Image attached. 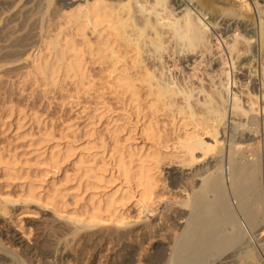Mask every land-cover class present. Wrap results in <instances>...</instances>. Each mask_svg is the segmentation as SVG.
Instances as JSON below:
<instances>
[{
  "label": "rangeland",
  "instance_id": "374dc122",
  "mask_svg": "<svg viewBox=\"0 0 264 264\" xmlns=\"http://www.w3.org/2000/svg\"><path fill=\"white\" fill-rule=\"evenodd\" d=\"M29 1L26 12L18 16V19H10L12 12L10 14L0 11V30L4 32H0V45L6 47L5 51L9 55L6 58L8 64L5 63V59H3L4 61L0 60V159L12 161L16 170L21 173L19 176H24L22 182L13 173L5 171L4 166L0 164V206L4 208V214H0L1 248L12 253L15 252L14 254H17L25 264H152L156 248L160 247L166 251L165 256L159 260L161 261L159 264H165L173 246L171 240L181 233L179 227L174 228L173 221L176 217V220H179L180 217H187L190 214L189 209L176 204V202L179 199H185L186 195L192 192H198L203 181L202 178L207 177L208 173L202 175L196 174V172L200 170V167L203 170L208 167L213 170H211L213 174L208 176L209 182L213 185V192L218 189L215 185L221 177L225 178L227 190L213 203L203 197L204 209L207 211L205 220L217 227L226 226L230 229L233 227L232 231L236 230L239 233V239H241L238 240L240 242L238 241L236 247L229 249L226 255L241 254L244 256L243 264H253V262L264 264V111H261L262 106L260 105L257 114L259 121H257V125L251 126V129L246 126L240 127V129L234 125L228 126L225 134V148H228V151L233 154L229 158L227 156V161L223 163V171L216 170V162H212L213 159L196 164L192 168L184 167L185 164H179L183 155L178 152L176 142L180 117L178 120H176L177 118L173 119L172 115L165 110L158 114L154 113V115L148 109L150 99L147 100L143 96L140 99L141 102L138 101L137 104L128 103L112 87L106 67L98 64L90 65L93 76L91 88H82L78 83L69 79H61L57 88L49 87L42 82L33 70L32 57L41 51L42 46L44 48L43 44H46L52 36L55 38V35L65 29V11L76 9L84 0H71L69 7H65V0H50L49 4H47V0ZM247 1L253 9V18L257 23H262L260 25L263 27L261 33H264V0ZM16 3L19 4L14 8L15 10L25 1L18 0ZM38 11L40 12L38 13ZM1 14L3 15L1 16ZM4 27L6 28L4 29ZM92 39L94 40V37ZM12 41H14L13 44H11ZM255 41L256 43L248 50L249 54L246 56V59H253L252 64L242 71L251 76V79L243 80L242 75L237 74L236 76H240L237 77V80L240 82L233 90V93L237 92L241 95L244 103L249 101L246 91L248 86L250 92L256 97L260 98L263 93L261 92L262 80L259 75L262 76L264 72V37H257ZM242 46L243 49H247L246 45ZM251 51L253 55L250 53ZM171 65V63L168 65L170 68L168 73L171 72V75L167 74L170 77L177 74L176 72H180ZM29 72L30 76H28ZM202 72L206 74L204 70L201 71V74H203ZM33 73L35 74L33 75ZM189 73L187 71V74L182 76L193 75V72ZM31 74L34 77H31ZM179 74L178 76H180ZM245 84H247V88H243ZM207 86L210 91V84L206 81L205 87ZM147 106L148 108H146ZM96 108L105 111L100 116H96ZM149 119H153L154 123ZM234 122L249 125L250 121L249 118L237 116L234 117ZM151 123L154 127L157 125L156 129L153 127L155 130L159 132L161 130L159 145L142 133L144 126H150ZM116 130L119 132V134L117 132L118 136L116 135L119 140L115 136ZM161 135L163 136L161 137ZM166 142H168V149L163 145ZM231 144L240 146L235 151L236 149ZM114 145L117 147L115 151L127 152L126 156L129 150L132 151V154L135 152L137 157H139L138 155L145 156L146 153L153 155L156 151L164 153V155L175 152L174 155L178 154L180 160H174L175 165H170V161L167 160L166 163L161 164L160 186L157 191L159 197L162 195L161 202L155 199V204L153 203L149 209H146L137 201V198H130L126 201L122 211L123 218L121 220L124 219L122 225L103 224L98 228L83 231L82 225L66 219V215L83 217V199L88 198L87 200H89L95 192L114 193L117 189L122 192L127 190L121 179L117 178L118 175H116L118 181L112 179L113 164L111 160L115 152L113 151ZM68 151L73 153L68 155L66 153ZM90 154H98L99 160L97 161L99 163L97 166L102 172L105 170L106 183L101 184V187L105 185L99 190L87 188L81 180L82 169L85 165L93 164V158L89 157ZM225 156L226 154H224ZM86 159H91V164H88ZM83 162L86 164L84 165ZM58 168L60 172L57 170ZM247 169L249 172L244 171ZM173 171L176 173L177 181L179 180L177 184H174L175 180L172 177L170 178V172ZM222 173L223 176H221ZM112 180L115 182H111ZM28 184L34 186L37 194L40 193V198L42 195L45 197L48 192L52 191L51 193H53V190L55 192L57 188L59 191L57 193L63 198L59 205L63 217L56 216L51 207H43L44 202L46 203L44 198L40 203L37 201L40 199L38 196V199L33 200V197L27 192ZM175 185L176 187H174ZM189 185L193 186L190 188ZM108 186H112L110 187L112 190ZM179 192H182L183 195ZM116 227L120 230L133 229L135 238L119 243L117 246L109 242ZM143 232L147 237L144 242H141L140 235ZM159 235L162 242L157 243L158 239L155 237ZM253 246V250L259 257L255 258L251 255ZM132 251L136 253L132 255ZM1 264L11 263L2 262Z\"/></svg>",
  "mask_w": 264,
  "mask_h": 264
},
{
  "label": "bare ground",
  "instance_id": "6f19581e",
  "mask_svg": "<svg viewBox=\"0 0 264 264\" xmlns=\"http://www.w3.org/2000/svg\"><path fill=\"white\" fill-rule=\"evenodd\" d=\"M17 1L0 0V11L10 14L12 12L10 19H18V16L26 12L27 4L30 1L20 0V2L25 1V3L15 10L14 8L19 4L16 3ZM70 1L65 0V7L70 6ZM49 3L50 0H47V4ZM252 12L253 9L247 0H84L76 9L65 11V29L61 30L60 28L61 31L55 35V38L52 36L48 42L46 41V44L42 43L44 48L42 46L41 51L31 59L33 70L45 85L52 88H57L61 79L73 80L82 88H91L93 76L91 75L90 65L98 64L104 68L106 67L112 87L128 103L137 104L136 102L140 101L143 96L147 100L150 99L149 108L148 106L146 108L149 111L151 110L150 112H153V114H158L165 110L172 115L173 119L177 118L176 120H178V117H180L178 120L180 122L179 134L176 139L178 152L183 155L182 160L179 162L180 165L185 164L184 167L192 168L196 164H202L213 159L212 162H216V170L223 171V163L227 161V156L229 158L233 154L228 151V148H225V134L228 126L234 125L239 129L246 126L249 129L251 126L257 125V121H259L257 114L259 113L260 105L262 106L261 111H264V72L262 76L259 75L262 80V83L260 82L261 92H263L260 98L250 92L247 84L243 88H247L245 90L248 92V103H244L241 95L237 94V92L233 93V90L237 88V84L240 82V80L239 82L237 80V77L240 76H236L237 74L242 75L243 80L249 81L251 79V76L242 72L243 69L250 67L252 64L251 61L253 59H246V56L249 54L248 50L256 43L255 39L264 37V33H261L263 27L260 25L262 23H257L252 16ZM0 32L4 33L1 30ZM93 37L94 40L92 39ZM43 42L45 43V41ZM1 45L0 60L5 59V63H7L6 58L9 55L5 51L6 47ZM242 45H246L247 47L245 48L247 49H243ZM29 57L31 58V56ZM170 63L172 64L171 67H175L180 71L176 72L177 74H173L172 77L167 75L171 73H168L170 71V68H168ZM202 70L206 74L203 72L201 74ZM187 71L190 72L189 74L193 72V75L182 76L185 73L187 74ZM244 71L246 72V70ZM33 75L31 74V77ZM28 76H30V72ZM206 81L210 84V91H208V86L205 87ZM104 111V109L96 108L95 115L100 116ZM237 116L249 118V125L234 122V117ZM36 120L38 119L36 118ZM36 122L38 123V121ZM152 123L154 122L152 121ZM152 123L147 127L145 125L142 133L146 134L145 136L150 140L156 141V145L157 143L159 145V142H161L159 136L161 130L160 132L155 130L157 125L154 127ZM117 132L116 130L115 136H118L119 132L118 134ZM117 136L116 139L119 140ZM116 143L118 144L119 141ZM167 143H163L166 149H168ZM231 145L236 149L235 151L240 146L239 144ZM116 148L115 146L113 151ZM128 152L129 155L127 154L126 156L127 152L115 151L111 160L113 164L111 168L113 169L111 172L112 179L117 180V178H120L127 190L125 189L123 193L122 190L117 189L114 193L110 192L111 194L102 190V193L95 192L89 200H87L88 198L82 200L84 202L82 206L84 209L83 217L80 214V217L66 215V219L82 225L81 229L83 231L98 228L103 224L120 226L123 224L122 220H124H121L123 218L122 211L128 199L137 198V201L146 209H149L153 203L155 204V199L161 202L162 195L160 198L159 194H157L160 186L161 164L167 160L172 165L175 163L173 162L174 160H180L179 155H174L175 152L164 155V153L156 151L153 155H147L146 153L145 156L138 155L139 157H137L134 151V155L131 153L132 151L130 152L129 150ZM66 153L70 155L73 152L68 151ZM91 154L89 157L93 158V161L90 159L93 164L88 159L86 160L88 164H91L90 166L85 165L86 161L83 162L85 167L82 169L81 180L87 188L91 187L92 190L93 188L99 190L104 187L105 184L102 187L100 185L106 183L107 178L105 179V170L102 172L100 167L98 168L97 166L99 153ZM224 154H226L225 157ZM215 158L216 160H214ZM49 160L51 161V159ZM223 160L224 162H222ZM0 164L4 166L5 171L13 173L15 177L23 182L24 176H22L23 178L19 176L21 173L16 170L12 161L0 159ZM55 166L57 167L56 162ZM206 168V170H203L200 167L196 174L203 175V173H208V176L213 174L212 169ZM241 168L244 169L245 167ZM57 170L59 171V168ZM244 171H248V169ZM116 175L119 177L116 178ZM170 175V178L172 177L175 180L174 184H177L179 180L177 181L175 177L176 173L173 171L170 172ZM223 175L222 173L221 176ZM208 176L202 178L203 181L198 192L193 193L192 188L191 194L186 195L185 199L182 198L179 199L181 201L178 200L176 202V204L189 209L190 214L187 217H180L179 220H176V217L173 221L174 228L179 227L181 233L171 240L173 246L168 257L166 255L167 261L165 264L244 263V256L241 254L237 255L235 253L236 257L226 255L229 249L236 247L240 242L239 233L236 230L232 231L233 227L231 229L222 225V227H217L205 220L207 211L204 209L203 197L207 198L208 202L213 203L217 197L223 195L227 190L224 182L225 178L221 177L217 185H215L218 189L213 192V185L209 182ZM243 176L245 175L243 174ZM111 182L115 181L112 180ZM80 186L82 187V185ZM192 186L189 185L188 187L191 188ZM57 191L56 188L55 192L54 190L53 193H51L52 191L48 192L45 197L40 195V198V193L37 194L34 186L30 185L27 190L33 200L38 196L40 199L37 198V201L40 203L44 198L46 203L43 201L44 204L42 206L51 207L56 216L63 217L59 210V205L63 198ZM179 193L183 195L182 192ZM0 214H4V208L1 206ZM215 224L218 225L219 223ZM78 229L81 230L80 228ZM114 231V234L109 238V242L116 244V246L126 240L135 238L133 229L120 230L116 227ZM146 237L147 235L143 232L140 235L141 242H144ZM155 238L158 239L157 243L162 242L160 235ZM253 249L254 246L250 252L251 255L255 258L259 257ZM165 251L163 248L157 247L152 264H159L161 262L159 260L165 256ZM14 253L5 251L0 246V264L2 262L25 264ZM135 253L132 251V255ZM253 264H256V262H253Z\"/></svg>",
  "mask_w": 264,
  "mask_h": 264
}]
</instances>
